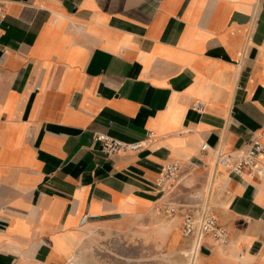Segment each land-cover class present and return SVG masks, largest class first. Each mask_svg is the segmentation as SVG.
Wrapping results in <instances>:
<instances>
[{
    "label": "crops",
    "instance_id": "1",
    "mask_svg": "<svg viewBox=\"0 0 264 264\" xmlns=\"http://www.w3.org/2000/svg\"><path fill=\"white\" fill-rule=\"evenodd\" d=\"M2 1L0 264H70L98 230L159 244L143 227L168 162L171 199L228 230L194 264H264V176L217 165L264 124V0ZM97 132L146 146L108 156ZM169 236L188 260L196 239Z\"/></svg>",
    "mask_w": 264,
    "mask_h": 264
},
{
    "label": "built area",
    "instance_id": "2",
    "mask_svg": "<svg viewBox=\"0 0 264 264\" xmlns=\"http://www.w3.org/2000/svg\"><path fill=\"white\" fill-rule=\"evenodd\" d=\"M5 2L0 0V35L5 20ZM201 106H198L200 108ZM153 133H148V139ZM94 142L101 145L102 151L108 156H117L126 152H138L145 148V142H124L97 132ZM208 146L203 145L202 150ZM264 157V124L259 132L254 135L247 149L238 156H231L217 151V165L229 169L236 176H264V169L260 167V160ZM182 179V166L179 162L166 163L161 172L156 187L159 191L158 205L154 208L156 214L169 219L180 217L181 234L186 238H195L198 247L201 241L210 238L215 244L225 246L228 244V230L220 224L217 217L205 208L198 211L185 210V206L171 199ZM89 215L84 214L80 226L88 224Z\"/></svg>",
    "mask_w": 264,
    "mask_h": 264
},
{
    "label": "rangeland",
    "instance_id": "3",
    "mask_svg": "<svg viewBox=\"0 0 264 264\" xmlns=\"http://www.w3.org/2000/svg\"><path fill=\"white\" fill-rule=\"evenodd\" d=\"M152 213L158 221L152 225L153 231L152 228L143 227V234L158 238L159 244L140 242L135 239L133 231L124 234L98 230L90 234V241L80 248L84 257L76 264H187L188 260L182 254L178 253L175 259L169 258L163 247L166 236L170 234L168 248L176 249L171 246V242L173 235L181 236L180 228L176 226L173 234L161 231L167 226L163 221L170 223L173 219L158 215L155 210ZM175 252L179 250L176 249Z\"/></svg>",
    "mask_w": 264,
    "mask_h": 264
},
{
    "label": "bare ground",
    "instance_id": "4",
    "mask_svg": "<svg viewBox=\"0 0 264 264\" xmlns=\"http://www.w3.org/2000/svg\"><path fill=\"white\" fill-rule=\"evenodd\" d=\"M241 2H246V1H252V0H239ZM163 224H166L167 226L166 227H163V229L161 231L165 232V233H172V230L171 228H169V222H166V221H163ZM181 232V230H180ZM173 234V233H172ZM182 234L181 236H176V235H173V239H172V242H171V246H174L175 248H177V245L178 244H181L182 243ZM179 249V254H188V250H186L185 248H178ZM196 244H192L191 247H190V256H189V259L187 261V264H194V260L191 258V256H194L196 254ZM192 254V255H191ZM77 262H79V258L77 256H74L71 260H70V264H76Z\"/></svg>",
    "mask_w": 264,
    "mask_h": 264
}]
</instances>
